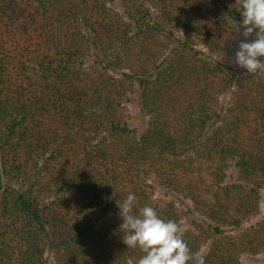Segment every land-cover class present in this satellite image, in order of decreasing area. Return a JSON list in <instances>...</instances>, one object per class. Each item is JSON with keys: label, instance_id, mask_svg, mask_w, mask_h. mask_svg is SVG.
I'll return each mask as SVG.
<instances>
[{"label": "trees", "instance_id": "16d2710c", "mask_svg": "<svg viewBox=\"0 0 264 264\" xmlns=\"http://www.w3.org/2000/svg\"><path fill=\"white\" fill-rule=\"evenodd\" d=\"M237 7L0 0V264H138L120 227L129 193L193 253L210 241L206 264L264 254V218L226 232L260 213L264 188V73L235 63ZM136 86L141 134L126 105ZM231 162L240 183H224ZM154 178L194 210L157 198Z\"/></svg>", "mask_w": 264, "mask_h": 264}, {"label": "clouds", "instance_id": "9594fccd", "mask_svg": "<svg viewBox=\"0 0 264 264\" xmlns=\"http://www.w3.org/2000/svg\"><path fill=\"white\" fill-rule=\"evenodd\" d=\"M237 4L245 40L238 45L235 63L249 74L264 73V0H237ZM135 203V194L129 193L118 207L123 242L127 248H139L143 253L138 264H206L205 254L191 251L175 221L162 219L151 205L135 213Z\"/></svg>", "mask_w": 264, "mask_h": 264}, {"label": "rangeland", "instance_id": "374dc122", "mask_svg": "<svg viewBox=\"0 0 264 264\" xmlns=\"http://www.w3.org/2000/svg\"><path fill=\"white\" fill-rule=\"evenodd\" d=\"M115 8H117L115 6ZM229 102V94L223 95L221 98V102L219 105V111L224 112L226 107L228 106ZM126 105L128 107V110L131 115L130 119V127L134 129L138 134H141L143 130L147 126L148 118L142 113L140 110L139 105V91L137 89V86L134 87L133 91L129 93ZM219 122V121H218ZM217 122V123H218ZM213 129V123H209V126L206 130V134H210ZM152 184L156 188L155 196L165 198L167 200H174L176 206L183 211H187V209H193L194 210V204L191 200H189L186 197H183L181 194H165L166 189L164 186L158 181V179L154 178L152 179ZM241 180L239 179V173L234 165V162L229 164V169L226 172L225 175V184H233V183H240ZM260 194V213L255 216L253 219L249 220L248 222H245L240 228H229L226 230L227 233H235L237 231L243 230L250 225L254 224L258 220H261L264 218V188H261L259 191ZM199 213H195L194 211L191 214H188L187 217L183 219V222L186 223L189 221L190 218L198 220ZM211 242H207L204 247L202 248V252H207L210 248ZM240 260L243 264H264V254H251V253H243L240 257Z\"/></svg>", "mask_w": 264, "mask_h": 264}]
</instances>
